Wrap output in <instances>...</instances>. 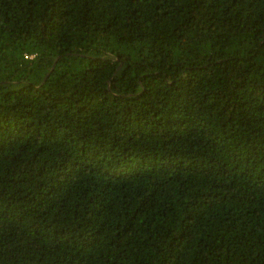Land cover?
I'll use <instances>...</instances> for the list:
<instances>
[{
    "label": "trees",
    "instance_id": "16d2710c",
    "mask_svg": "<svg viewBox=\"0 0 264 264\" xmlns=\"http://www.w3.org/2000/svg\"><path fill=\"white\" fill-rule=\"evenodd\" d=\"M0 264H264V0H0Z\"/></svg>",
    "mask_w": 264,
    "mask_h": 264
}]
</instances>
